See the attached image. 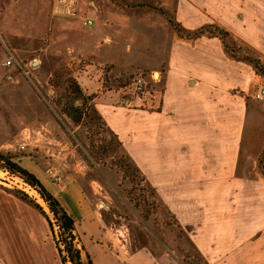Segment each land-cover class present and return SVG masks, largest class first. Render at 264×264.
<instances>
[{"label":"crops","instance_id":"0c3cea01","mask_svg":"<svg viewBox=\"0 0 264 264\" xmlns=\"http://www.w3.org/2000/svg\"><path fill=\"white\" fill-rule=\"evenodd\" d=\"M240 3L0 0V31L16 61L10 68L3 66L10 53L0 41V132L4 133L0 142L14 139L16 111L23 115L29 109L34 90L27 81L28 73L42 85L41 81L62 72L69 58L107 65L112 69L105 72L113 76L123 66L157 72L160 81L152 101L154 107L130 109L134 112L130 155L163 205L181 206L185 226L198 221L194 224L197 242L190 236L203 264H264L263 244L242 246L243 254L226 248L230 244L226 245L227 240L236 237L237 225L227 224L232 222L230 216L226 215V220L211 209L204 218L190 215L194 207L221 204L222 190L234 189L238 187L235 184L249 182L253 174H259V156L264 150V101L251 96L258 75L252 63L231 57L220 38L180 36L169 21L177 22L186 34L209 24L236 30L243 10ZM245 3L252 5V0ZM85 19H91L92 24H85ZM246 20L243 17L248 27ZM78 73L75 77L81 88L91 95L98 83L85 70ZM120 98L121 92L115 90L93 98L102 118L105 114L110 117L113 127L103 119L117 137L125 121L116 114L127 105L123 101L126 98L123 102ZM114 109L116 113L112 114ZM18 123L25 127L22 133L28 140L50 138L60 146L53 157L46 155L50 162L46 165L59 169L62 182L54 183L42 174L45 162L39 158L41 149H32L38 154V162L23 166L43 182L74 220L83 259L90 258L93 264H190L177 254L173 243L164 244L152 231L139 229L131 240L123 242L109 228L112 218L103 212L105 204L99 197L102 187L90 179L83 160L74 158L66 137L32 133L33 126L43 127L44 123L33 124L28 117ZM69 155L73 159H68ZM45 218L29 198L0 187V239H9L0 250L5 264H62L47 235ZM11 227L14 234L9 231ZM203 233L215 246L213 255L200 240ZM247 234L246 229L240 235Z\"/></svg>","mask_w":264,"mask_h":264},{"label":"rangeland","instance_id":"374dc122","mask_svg":"<svg viewBox=\"0 0 264 264\" xmlns=\"http://www.w3.org/2000/svg\"><path fill=\"white\" fill-rule=\"evenodd\" d=\"M251 4L247 5L245 0L240 3L243 10L239 12L238 16L237 23L239 28L236 30L231 29L230 31L228 30V25V28H226V25L221 27L230 31L227 39L229 46L239 51L241 55H247L255 59L258 63L257 65L262 69V71L259 70L257 72L255 67H253L258 75L253 93L264 84V0H252ZM243 17H246L248 27L243 22ZM241 25L246 28H241ZM205 36L214 37L208 34ZM20 64L23 65L22 62ZM101 67L105 69L111 68L97 62L75 61L69 58L65 62L63 71L41 81L42 85L37 84L36 79L28 73L26 75L27 81L34 90L29 98V109L23 111V115H21V111H16L18 115L14 116L13 119L14 139L0 142V151L14 155L22 165L30 167L33 161L38 162V154L37 152L33 153L32 149H41L43 155H40L39 158L45 162V173L42 172V174L54 183L62 182L63 177L59 169L52 164L46 165L50 163L49 157H53L52 153L55 152L56 155L58 147H60L58 142L51 141L50 138L40 142H34L33 138L28 140L22 133L25 127L23 125L20 126L18 122L28 117L33 124L34 122L44 123L43 127L33 126L35 132L32 131V133L40 131L42 134H63L66 137L67 146L74 151V158L78 156L83 160V164L88 167L89 173H91L90 179L98 182V185L102 187V194H99V197L105 204L103 212L112 218L109 228L123 242L124 240H131L133 232L139 229L152 231L164 244L173 243V247L178 250L177 254L184 256L185 260L190 264H203V259L200 257L198 248L193 242V238L196 236L194 229H197L194 224H198V221L195 220V223L193 221L189 222L190 226H185L182 220L183 212L181 206L167 207L163 205L159 195L151 188L148 178L140 171L139 166L129 153L133 151L134 140V112L130 109H133V107L139 108L140 105L151 108L134 94L132 81L138 75L144 77L150 95L154 96L155 91L159 89L157 87L160 81V79L159 81L157 80L159 74L157 72L153 73L151 70L139 69L136 66L132 68L123 66V68H120L122 71L113 76L108 75L107 72L101 74ZM83 70L88 72L89 76L92 75V79L98 83L91 90L92 94L90 97L92 99L102 97L107 91H119L120 87H124L120 92L121 97L126 98L124 104L127 105H124L125 108L120 109V113L116 114L124 118L123 121H125V126L121 128L119 137L110 128L111 133H109L105 126L102 125L109 122L113 127L110 117H107L106 114L105 117L103 116L106 122L99 112V116H97L98 114L93 108L95 107L93 100H91L92 103L88 102L86 104V109H84L86 115L82 122L77 125L63 113L62 106L68 101L64 95L66 92L69 94L70 91L69 82L67 81L69 78L76 79L75 73ZM133 99L137 101L133 102ZM79 102L81 103V101ZM115 111L116 109L112 111V114L116 113ZM77 126H80V128L75 130ZM3 135L4 133L0 132V138H3ZM22 144L25 145V148L21 147ZM46 155H49V157ZM68 159H73V157L69 155ZM50 169L55 170L59 180L51 176L49 173ZM259 170L261 171L260 168ZM259 170L257 169L258 176L253 174L252 180L249 182L240 181V183L235 184L238 187L222 190L221 204L194 207L190 213L191 216L195 215L199 219V217L204 218L205 214L212 213L211 209L213 212H219L223 216H230L232 222L227 221V224L230 223V227L237 225V229L234 232L236 237L231 238L230 242L227 240L226 245L230 244L226 248L231 249L232 247V250L236 249L241 254L245 252V249L241 248L242 246L252 248L264 245V175ZM0 187L17 194L21 192L27 194L31 201L39 203L43 207L47 215L51 213L49 206L35 188L27 184L23 178L3 168H0ZM187 214L189 213L187 212ZM227 216L225 219L229 220ZM235 217L237 221L233 220ZM201 225L203 227L205 223L203 222ZM54 226L55 233H52L47 222L46 232L51 242L55 245L54 235L59 236V227L57 225ZM246 229L248 230L247 236L240 235ZM9 231L12 234L16 232L13 227ZM0 233H2V230ZM204 235L205 233H203L200 240L206 243L205 245H207V248L211 250V255H213L215 246L213 247L212 243H208L207 240L209 239L207 238L206 240ZM77 240L79 241V239ZM210 241H213V239ZM8 242L9 239L5 238V236L0 239V250ZM79 246L81 247L80 243ZM5 262L4 255L0 253V264H5Z\"/></svg>","mask_w":264,"mask_h":264},{"label":"trees","instance_id":"16d2710c","mask_svg":"<svg viewBox=\"0 0 264 264\" xmlns=\"http://www.w3.org/2000/svg\"><path fill=\"white\" fill-rule=\"evenodd\" d=\"M173 28L178 32L180 36L185 37H198L201 35H211L220 38L225 47V51L233 58L237 60L248 61L253 64L257 72L262 69L257 65V61L248 57L247 55H241L239 51L229 46L227 39L229 37V32L218 27H214L212 25H204L188 34L185 33L184 30L181 29L180 25L174 20H169ZM69 84V94L66 92L65 97H67L68 101L63 104L62 110L74 124H79L82 122L86 113L84 109H86V104L91 102L92 97L90 95H86L82 90L80 84L76 79H68ZM81 101V103L79 102ZM79 102V103H77ZM92 103V102H91ZM94 110L98 111L95 107ZM99 116V114L97 115ZM106 130L111 133L109 127L104 123ZM113 136V134H112ZM106 150V149H105ZM0 168H3L9 171L12 174H15L25 180L27 184L35 188L42 199L48 204L51 212L55 215L54 224L49 220L48 215L44 211L43 207L39 203H35V206L39 209V211L45 215L49 226L51 228L52 233L54 231V225L59 227V236L54 235V241L56 249L58 250L61 263L62 264H93L91 259L87 260L82 257V247H78L76 242V235L74 234L75 222L68 214V212L63 207L62 203L59 199L53 195L43 184V182L31 171L25 168L20 161L12 154L3 153L0 151ZM259 168L264 174V150L259 156ZM23 199H28L29 196L23 192L19 193ZM62 245H64L62 247Z\"/></svg>","mask_w":264,"mask_h":264},{"label":"built area","instance_id":"2783aa9c","mask_svg":"<svg viewBox=\"0 0 264 264\" xmlns=\"http://www.w3.org/2000/svg\"><path fill=\"white\" fill-rule=\"evenodd\" d=\"M56 1L58 2L59 0H56ZM85 24H87V25L92 24V20L91 19H85ZM0 41L2 44H4L6 46V43H5V40L1 34V31H0ZM7 50L10 53V55L3 62V66L5 68H9L10 66H12L13 64L16 63L15 58L11 55V49L9 47H7ZM105 70H106L105 68L101 67V74H104ZM123 88L124 87H122V88L120 87L119 92L122 91ZM132 91L134 92V94L136 96H138V99H140L143 103H145L151 107L154 105L152 102L154 96L150 95V92L147 89L145 79L141 75L136 76L134 78V80L132 81ZM252 97L254 99H257V100H264V84H262L256 91H254L252 93ZM122 100H123V97L120 98V102H123V101L125 102V99L123 101ZM21 147L25 148V145L22 144ZM49 173L51 174L52 177L59 180V176L57 175V173L55 172L54 169H50ZM76 242H78L77 246L80 247L79 241L77 240Z\"/></svg>","mask_w":264,"mask_h":264},{"label":"water","instance_id":"95a60500","mask_svg":"<svg viewBox=\"0 0 264 264\" xmlns=\"http://www.w3.org/2000/svg\"><path fill=\"white\" fill-rule=\"evenodd\" d=\"M48 205V204H47ZM50 209V208H49ZM50 212H51V210H50ZM53 213L51 212L49 215H48V217H49V220L54 224V219H55V215L53 214ZM54 216V217H53Z\"/></svg>","mask_w":264,"mask_h":264}]
</instances>
